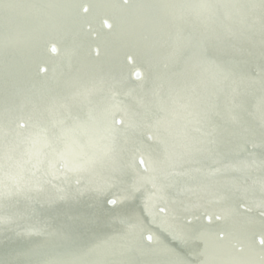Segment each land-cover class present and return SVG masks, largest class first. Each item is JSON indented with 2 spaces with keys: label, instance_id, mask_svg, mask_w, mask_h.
<instances>
[{
  "label": "bare ground",
  "instance_id": "obj_1",
  "mask_svg": "<svg viewBox=\"0 0 264 264\" xmlns=\"http://www.w3.org/2000/svg\"><path fill=\"white\" fill-rule=\"evenodd\" d=\"M0 264H264V0H0Z\"/></svg>",
  "mask_w": 264,
  "mask_h": 264
},
{
  "label": "water",
  "instance_id": "obj_2",
  "mask_svg": "<svg viewBox=\"0 0 264 264\" xmlns=\"http://www.w3.org/2000/svg\"><path fill=\"white\" fill-rule=\"evenodd\" d=\"M135 74H138V76H135V77H136L137 79H139V77H140L139 73L136 72ZM205 222H208V220L205 219ZM145 240H146V241H149L150 238L145 236Z\"/></svg>",
  "mask_w": 264,
  "mask_h": 264
}]
</instances>
